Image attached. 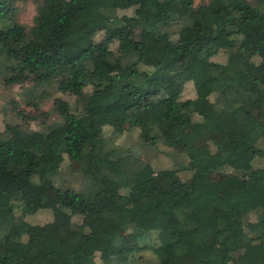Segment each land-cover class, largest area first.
<instances>
[{
  "label": "trees",
  "instance_id": "obj_1",
  "mask_svg": "<svg viewBox=\"0 0 264 264\" xmlns=\"http://www.w3.org/2000/svg\"><path fill=\"white\" fill-rule=\"evenodd\" d=\"M62 2L0 0V84L34 105L0 127V264H264V0ZM159 143L187 159L155 170Z\"/></svg>",
  "mask_w": 264,
  "mask_h": 264
},
{
  "label": "rangeland",
  "instance_id": "obj_2",
  "mask_svg": "<svg viewBox=\"0 0 264 264\" xmlns=\"http://www.w3.org/2000/svg\"><path fill=\"white\" fill-rule=\"evenodd\" d=\"M199 0H195L197 3ZM34 3L31 1H19L17 2V19L20 22L24 23H31L32 17L35 13V7ZM59 6H63L62 0H59ZM89 35H91L92 38L95 40H99L103 35V29L102 27H96L92 29L89 32ZM222 57V54H220V58ZM23 84V86H22ZM30 83L28 81L23 83H16L8 88H5L1 86L0 84V127L3 128L4 124L8 121H12L16 119V114L20 110H24L26 113H32L34 105L28 104V100L30 97L24 92V88L26 85H29ZM42 89H44L47 93L41 100V110L45 111L52 107L53 105V98L59 94L54 86L52 85H43ZM183 98L194 96V88L192 83H187L185 88L182 91ZM254 112L258 114V116L264 121V112L258 108H255ZM55 117V114H53L50 118H40L37 117L35 120H32V124H35L37 126H42L43 124L49 123L52 118ZM43 119V120H41ZM43 121V122H40ZM199 130V138H198V144L200 147H212L210 137L214 135V133H211L203 127L199 122L196 124ZM122 126H124L123 132L118 136V141L123 140L124 143H135L138 139V130L135 128V130L129 126L127 123H123ZM107 132L112 131L111 126H106ZM218 137V135H215ZM263 144H261L262 146ZM148 154H143L144 158H147L149 160L154 169H162V168H170L174 166L175 158L180 157V159H187V156L181 151V149H173L171 147H168L163 144H158L155 149L147 152ZM70 165H72V168H77V163L75 161H69L68 159H65L62 163L61 170L64 173V175L70 179L71 184L74 186L78 185V181L74 178V175L69 171ZM255 165H263L264 166V160L261 156L257 159ZM188 174L187 171L183 172V176ZM50 217V209L49 207H44L38 210L33 215H29L27 218L32 223H43L46 219ZM131 242V241H130ZM193 255V254H192ZM192 255H188L184 258V260H188V258H191Z\"/></svg>",
  "mask_w": 264,
  "mask_h": 264
}]
</instances>
